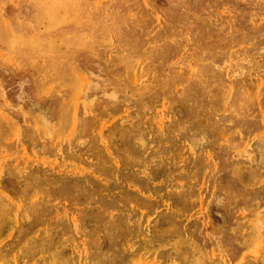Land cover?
Segmentation results:
<instances>
[{"label": "rangeland", "instance_id": "obj_1", "mask_svg": "<svg viewBox=\"0 0 264 264\" xmlns=\"http://www.w3.org/2000/svg\"><path fill=\"white\" fill-rule=\"evenodd\" d=\"M0 264H264V0H0Z\"/></svg>", "mask_w": 264, "mask_h": 264}]
</instances>
